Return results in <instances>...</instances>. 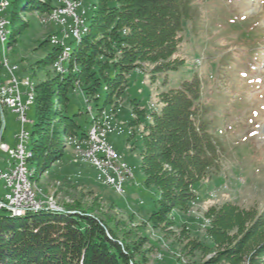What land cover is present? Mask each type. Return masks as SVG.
<instances>
[{
	"label": "rangeland",
	"instance_id": "rangeland-1",
	"mask_svg": "<svg viewBox=\"0 0 264 264\" xmlns=\"http://www.w3.org/2000/svg\"><path fill=\"white\" fill-rule=\"evenodd\" d=\"M16 1L8 0L2 15L8 21L10 35L4 45L0 42L1 60L5 61L6 52L11 67L18 66L15 75L22 94L31 90L28 79L35 85V94L38 83L57 89L65 77L80 71L79 63L74 60L70 68L72 55L64 63L67 74L61 76L54 63L62 51L52 45V39L57 34L63 37L62 28L48 22L50 12L27 11L25 5L18 9ZM80 2L90 28L98 0ZM54 5L55 1L52 9ZM17 13L18 24L13 20ZM15 28L16 35L11 38ZM67 44L73 51L77 47L72 37ZM177 50L172 58L177 61L174 70L157 73L155 65L144 62L129 73L122 94H108L102 85L98 94L91 95L84 80L75 78L69 87L66 109L55 96L58 115L61 111L80 129L67 136L58 126V118H53L49 138L54 142L51 149L55 155L45 158L40 170L36 163H27L34 175L39 172V180L33 179L34 188L46 197L43 199L57 202L60 208L82 205L99 217L113 218L131 241L140 244L137 257L144 264H264V254L256 256L264 248V0H191L190 17L183 22ZM0 77H9L5 68ZM192 80L200 84V109L211 122L221 158L218 168L193 187V200L184 208H169L165 220L158 204L160 190L146 184L141 167L143 133L152 115L162 109L158 96ZM22 98L23 103L30 100L28 95ZM32 102L23 127L30 135L29 150L39 137L35 133L37 109ZM136 109L145 111L139 123ZM108 116L113 118L110 123L114 131L107 133L105 141L132 172L123 183L122 193L98 182V170L82 152L89 145L83 133L87 134L97 119L106 121ZM4 117L1 144L15 149L22 124L8 108L4 109ZM58 127L60 132L56 134ZM17 163L0 150V170L8 171ZM9 191L0 182V200ZM227 204L237 209L231 215L232 221L228 219L229 229L216 242L211 234L212 218ZM5 214L0 210V215ZM230 247H238L240 254L235 258L227 255L225 251Z\"/></svg>",
	"mask_w": 264,
	"mask_h": 264
},
{
	"label": "trees",
	"instance_id": "trees-1",
	"mask_svg": "<svg viewBox=\"0 0 264 264\" xmlns=\"http://www.w3.org/2000/svg\"><path fill=\"white\" fill-rule=\"evenodd\" d=\"M51 2L17 0L16 4L18 9L25 5L27 11L51 13ZM190 9L191 0H98L88 33L71 50L70 68L75 60L80 71L65 77L57 89L38 83L35 94L33 86L32 103L38 119L35 133L39 137L33 140L32 151L28 149V162L36 163L40 170L45 158L55 155L51 149L54 142L49 138L54 117L67 136L80 129L73 119L61 111L59 116L54 109L55 96L62 108L67 106L69 87L75 78L84 80L91 95L98 94L102 85L108 94H122L127 89L129 73L144 62L155 65L157 73L174 70L177 61L172 58L178 51L183 22L190 17ZM18 14L13 19L17 24ZM16 28L11 38L16 35ZM158 97L162 109L145 126L141 167L146 184L160 190L158 204L166 220L169 208H184L193 200V187L218 168L221 156L210 130L211 122L200 109L198 80L187 81ZM136 114L139 123L145 111L136 109ZM1 126L0 120V131ZM85 136L87 140L86 132L82 137ZM29 142L30 137L27 148ZM31 171L33 179L39 180V172L34 175ZM68 209L71 211L31 212L23 217L8 212L0 215V264H144L137 257L140 244L131 241L113 218L99 217L82 205ZM236 209L227 204L214 212L211 234L216 242L229 229L228 219L232 221ZM238 250L230 247L225 253L235 258L240 254ZM257 252V257L262 256L264 248Z\"/></svg>",
	"mask_w": 264,
	"mask_h": 264
},
{
	"label": "built area",
	"instance_id": "built-area-1",
	"mask_svg": "<svg viewBox=\"0 0 264 264\" xmlns=\"http://www.w3.org/2000/svg\"><path fill=\"white\" fill-rule=\"evenodd\" d=\"M8 0H0V24H4L3 13L7 10ZM82 3L80 0H65V9L53 8V17H48V22H53V25H57L62 28L63 37L59 34L55 35L52 42L56 45H63V53L60 61L58 62L61 68V59L63 57L66 43L65 35H67V21H63V14H71V20H75L78 25V8H81ZM3 33L0 31V39ZM5 68L9 77L6 80H2L0 77V96L2 103V130L0 137V150L7 153L14 158L18 163L14 168L8 171L0 170V182L5 183V187L10 191L5 195L4 200H0V210L5 211H19V210H31V208H52L39 204L36 197H32V191L29 188L24 187V172L21 169V158L24 154L25 148V131L24 125L27 123L26 111L31 105V100H27V103H23V95L27 97V92L22 94L20 91L21 83L15 75V70H11L8 64H5L0 58V71ZM23 84V82H22ZM10 109L13 114L18 116V120L22 124V133L18 136L20 140L18 146L15 149H11L5 144H1L3 131L6 127V121L4 117V109ZM108 132H111L110 125H102L101 135L92 137L87 143L84 151L90 153V156L94 157V160H99V155H106L107 160L116 164V172H112L110 175V183H120L123 185V177H132V172L128 165L122 161L116 151L106 141L105 136ZM97 180L102 183V175L97 171Z\"/></svg>",
	"mask_w": 264,
	"mask_h": 264
},
{
	"label": "bare ground",
	"instance_id": "bare-ground-1",
	"mask_svg": "<svg viewBox=\"0 0 264 264\" xmlns=\"http://www.w3.org/2000/svg\"><path fill=\"white\" fill-rule=\"evenodd\" d=\"M39 1H43V0H39ZM54 1L56 2V5H54V8L65 9V0H52V2H54ZM83 6L84 5H81V8H78V25L75 22V20H71V14H63V21H67V31L68 32H67V35H65L66 48H65L63 57L61 59V68L59 67L58 62L60 61L61 55L63 53V45H56L55 42H52L53 43L52 45L55 44L57 47L61 48V51H62L61 55L59 56L57 61L54 63V67H55L56 71L59 72L61 75L67 74L66 73L67 70L64 67V63L70 59L71 50H72V48L67 44V40L70 37H72L76 43H79L84 38V36L88 33V25L86 24L87 20L85 18L86 10H84ZM49 17H53V10L51 13H49ZM4 22H5L4 24H0V31L3 33V36L0 39V42L3 45L8 40V35H9V31L7 30L8 21L5 18H4ZM0 55H1V53H0ZM4 56H5L4 63L8 64V66L11 70L18 71L19 68L17 65H14L13 67H11L10 62L6 56V52H4ZM28 82L30 83L31 90L27 95L30 98V100L32 101L34 84L31 82L30 79H28ZM0 118H1V122H2L1 96H0ZM112 119H111V116H108L106 121H103L102 119H101V121H98V119H97V121H95L88 130V133H87L88 134V141L94 136L101 135L102 125H108L109 124L111 127V132H113L114 126H112L110 123L112 121ZM0 137H1V133H0ZM29 137H30L29 133H27L25 131V143H26V145L24 148V154L21 158V169H22V172H24V187L29 188L30 191H32V197H36L37 202H39V204H41L43 206H47V207H54L55 209H52V208H41V209L40 208H31V210L9 211L8 213H10L11 215L16 216V217H23L27 213H31V212H41V211L63 212L65 210L63 208H60L59 205L57 204V202L52 201L50 199L49 200L43 199L46 197H44L43 195L36 192V190L34 188L33 172L29 171V169L27 168L28 158L30 157V153H29L28 148H27ZM77 147H78V145H77ZM82 152H84L87 155V159L90 160V163L92 164V166L96 167V169L102 175L103 185L105 184L106 186L113 187L114 189H116L117 192L122 193L123 188H122V185H120V183H110V175L112 174V172H116V164L112 163V161H110V160H107L106 155H99V160H94V157L90 156L89 152L84 151V150ZM126 179H128V177H123V183L126 181Z\"/></svg>",
	"mask_w": 264,
	"mask_h": 264
},
{
	"label": "water",
	"instance_id": "water-1",
	"mask_svg": "<svg viewBox=\"0 0 264 264\" xmlns=\"http://www.w3.org/2000/svg\"><path fill=\"white\" fill-rule=\"evenodd\" d=\"M61 208H63V207H61ZM63 209H64V210H66V211H71V210H69V209H68V210H67V209H65V208H63ZM4 212H5V211H4ZM73 212H74V211H73Z\"/></svg>",
	"mask_w": 264,
	"mask_h": 264
}]
</instances>
